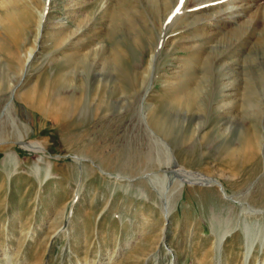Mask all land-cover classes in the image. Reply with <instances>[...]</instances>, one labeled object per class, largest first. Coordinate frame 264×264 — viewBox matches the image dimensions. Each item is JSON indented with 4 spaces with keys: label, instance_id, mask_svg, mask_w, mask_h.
Instances as JSON below:
<instances>
[{
    "label": "rangeland",
    "instance_id": "1",
    "mask_svg": "<svg viewBox=\"0 0 264 264\" xmlns=\"http://www.w3.org/2000/svg\"><path fill=\"white\" fill-rule=\"evenodd\" d=\"M48 1L0 0V264H212L216 233L229 228L223 264H264V21L236 40L216 24L208 40L182 35L196 27L180 28L182 0L162 20L157 0ZM195 43L200 59L184 49ZM100 78L123 90L104 96ZM72 80L85 87L73 91L79 107L59 112ZM197 85L202 101L178 110ZM148 103L151 122L171 128L169 137L156 130L168 146L147 132ZM166 148L251 213L219 186L187 184L166 219L161 198L176 184L162 190L150 179L163 174Z\"/></svg>",
    "mask_w": 264,
    "mask_h": 264
},
{
    "label": "bare ground",
    "instance_id": "2",
    "mask_svg": "<svg viewBox=\"0 0 264 264\" xmlns=\"http://www.w3.org/2000/svg\"><path fill=\"white\" fill-rule=\"evenodd\" d=\"M157 1H161L163 3V5H165V7H166V9L164 10V15L160 16L161 17V20H162L166 16H168L170 10L173 8V6H176L180 0H157ZM48 2H50V0ZM142 2L152 5L153 0H142ZM180 2L182 3V6L181 7L183 9L182 10L183 11V16L180 18V21L182 22L183 26H181L180 28L181 29H187L189 27H192V26H195L196 25V27L194 28L193 31H188L187 30L188 32L183 33L182 35H184V36L185 35L188 36V34L190 32H192V33L195 32V33H199L200 35H202L203 37H205L207 39H208V37L209 38L210 37L213 38V36H217L216 35L217 32L215 33V30L218 29V28H216L217 26H215V25L216 24H220V25H222V27H220L219 29H221V30L225 29L226 30L223 34L227 33V31H231L233 38L236 40V39L239 38V36L241 34H245V32H250L251 29H256L257 24L258 23L261 24L260 22H263L264 21V0H182ZM108 3H110V2H108V0L104 1L103 2V8H104L105 5H108ZM200 6H202V7H200ZM189 8H192V9L189 10ZM211 11L213 12V14H210ZM174 14H177V13H174ZM41 17H42L43 23H45L44 22L45 16L43 15ZM137 18H138V16H137ZM260 19L263 20V21H260ZM161 20H159V21H161ZM200 22H203L205 25L204 24L200 25ZM45 26H46V24H44V28H45ZM263 26H264V23H263ZM201 28H202V30H201ZM261 35H262V37L264 39V30H261ZM259 41H261V40L259 39ZM184 49H189L190 51H192L191 53H193V52L194 53H197L198 54L197 58H199V55H201V52H200L201 49H199V45H197V44L194 45V46H191V47H185ZM116 54H117V55H115L116 59L117 60L120 59V62H121L122 56H124L125 54L123 55V53H121V52L120 53L119 52H116ZM157 55L158 54H156V51H155V53L152 55V58L150 60L149 65H152L153 64V61L156 60L155 58H156ZM116 59L114 58V60H116ZM117 60H116V62H118ZM202 60H203V58H202ZM77 63H79V62H77ZM80 63H82V62H80ZM198 63H200V60H198ZM25 66H26V64H25ZM25 66L22 69L21 73L24 72ZM25 71H26V69H25ZM24 75H22V76H24ZM72 81H73L72 83H74V80H72ZM118 82H120V81H118ZM118 82H116V83H118ZM167 82L171 83L169 79H167ZM20 83H18L17 85H13V86L10 84L9 89H13V90L16 89V87H18V85H20ZM72 83H69V88H68V90L72 91V92H70L71 95L69 97H67V98H65L64 96H63V98L61 96H58L57 99H56V103L57 104L55 105V108H56L55 110H58L59 112L60 111H71V112H73V110H75L76 108L79 107V104H80L79 96L78 97H75L76 94H74L73 91L79 90L78 92H83V88H85V87H82V84L81 85H78V84H75V83L72 84ZM116 83H114V84H116ZM141 84H142V82H141ZM84 85L86 86V84H84ZM230 85L232 86L233 84H230ZM224 86H226V85H224ZM228 86L229 85H227L226 87H228ZM152 88H153V85H152V82H151L150 85H148L147 88L145 89V91L143 92L144 93L142 95L143 100H147V97L150 94ZM96 90L99 93H102L104 96H106L109 93H114V92H116L118 90H123V87L121 86V84L120 85H115V86L111 87L110 85H108L107 81H105V80H103V79L100 78V79L97 80ZM201 90H202V88H201L200 85H197V87L194 88V89H192V90H191V88H189L188 92H186V94L184 95V97H182V99L180 101L174 102V104H176V106H177L176 108H178V110H182L181 109L182 106H187V108L190 109L191 107L194 106V104L200 103V100H201L200 99L201 98L200 91ZM120 92H122V91H120ZM86 94L88 95V91H87V93L84 94V96ZM221 96H224L225 98L226 97L227 98L232 97L230 94L225 93V91H222ZM221 98H223V97H221ZM140 103H142V101H140ZM87 105H88V103H87ZM140 105H141V107H143L142 104H140ZM225 105H223L221 107L224 108ZM152 106L153 105L151 103H148L146 106H144L143 107L144 110L141 109V111L143 110L142 113H141L142 114V117L141 116L140 117L145 122V124L147 126V129H148L147 132L149 131L150 134L153 135V139L156 140V142H161L165 146H168L166 140L163 137L159 136L157 134L156 130H158L159 132L163 133L165 136L169 137L168 136V133H169L170 130H168V129L170 127L168 128L167 121L166 122H164V121L162 122L161 121V122H158V123L155 122V124H153L151 122ZM50 108H53V105H51ZM187 113L189 114V112H187ZM4 117H5V115H4ZM163 117H164V115H163ZM169 125L171 126V124H169ZM197 130H196V132H197ZM146 136H149V135H146ZM153 145H156V143H153ZM151 147H152V145H151ZM23 148L26 149V150H28L29 152H34V153L35 152H41V153L45 152V148L40 143H38V142H29V143L23 142ZM259 148H260V146H259ZM244 149H246L245 146H244ZM166 151L169 152V155L166 158V162H165L164 168H162L163 169L162 170V173L163 174L160 175V174H157V173H153L152 175L154 176V178H150L152 182L156 183L158 186L160 185V188L162 190L166 189V187L169 185V183L176 184L175 185V189H174V191L171 194L164 195L165 197L164 198H161L162 199V207L161 208H162V212L164 214V217L166 219H169L170 215L172 214V210H173V208H172V204H173L172 203V199H173V196H174L175 192L176 191L177 192L178 191H181L183 189V187L185 185H187V184H189V185H195V186L196 185H202V186H219V188H220V186H222L224 188V190H225V186H224L223 182H221L218 178L207 177V176L202 175L201 173H198V172L191 171V170L187 169L185 166H183V165H181L179 163V161H178V159H177V157H176V155H175V153H174L173 150H171L170 148H166ZM6 156H9V154H7ZM73 159L76 160L79 165H81L82 162L87 161V159L81 158L79 156L73 157ZM91 163L94 166H96V168L99 170L100 166L95 165V163L92 162V161H91ZM101 174H103V173H101ZM152 175H150V176H152ZM109 176H111V178H113V179L118 178L117 176H114V175H111V174ZM158 191H160V190H158ZM160 194H162V193H160ZM224 199H226L229 202H232L233 204H236L235 202H240L241 203L242 210L245 211V213H247V214L251 213V211L248 209V206H245V205L248 204L247 202L242 201V200H239L238 198L237 199L236 198L232 199L229 196H227L226 198L224 197ZM252 212H255V214H260V213L263 214V212L260 211V210H252ZM233 231H235V230H232V229L229 228V229H225V230L223 229V230H221V231H219V232L216 233L215 256H214V260H213L212 264H223L222 258H223V246H224V242L233 233ZM247 233H249V231H247ZM130 245L131 244L129 242L125 247L128 248ZM252 245H254V244H251L248 247V249H247L248 250V253H247L248 255L250 254L251 249L253 248ZM168 252L170 254H172L173 257H175V254L173 253V250L168 249ZM103 264H109V262L108 263H103ZM169 264H177V263H176V260H171L169 262Z\"/></svg>",
    "mask_w": 264,
    "mask_h": 264
},
{
    "label": "water",
    "instance_id": "3",
    "mask_svg": "<svg viewBox=\"0 0 264 264\" xmlns=\"http://www.w3.org/2000/svg\"><path fill=\"white\" fill-rule=\"evenodd\" d=\"M71 157H76L75 155H70ZM99 171L101 172V173H103V174H107L106 172H103L100 168H99ZM220 190H221V192L223 193V196L226 198L227 197V195H226V192H225V190H224V188L222 187V186H220ZM165 236V235H164Z\"/></svg>",
    "mask_w": 264,
    "mask_h": 264
}]
</instances>
